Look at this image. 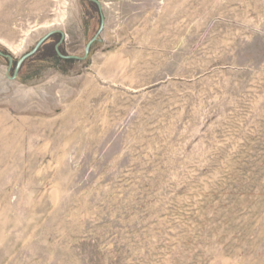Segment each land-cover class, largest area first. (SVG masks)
Listing matches in <instances>:
<instances>
[{"label":"rangeland","instance_id":"rangeland-1","mask_svg":"<svg viewBox=\"0 0 264 264\" xmlns=\"http://www.w3.org/2000/svg\"><path fill=\"white\" fill-rule=\"evenodd\" d=\"M99 1L0 57V264H264V0ZM100 26L0 0L11 76Z\"/></svg>","mask_w":264,"mask_h":264},{"label":"water","instance_id":"water-1","mask_svg":"<svg viewBox=\"0 0 264 264\" xmlns=\"http://www.w3.org/2000/svg\"><path fill=\"white\" fill-rule=\"evenodd\" d=\"M89 1L95 5H97L99 7V12H100V18H101V26L100 29L97 33V35L92 39V41L88 44L87 49H86V55L84 58H80V57H75V56H69V55H63L60 51L61 46L65 43L67 36L65 33H63L62 31H53L51 33H49L47 36H45L37 45V47L28 55H26L21 61H19L16 65V69L14 72V75L11 76L10 73L14 68L15 65V59L10 56V55H6L5 53H3L0 50V57L4 58V59H8L9 60V71L7 73V78L10 80H16L18 78V75L21 71V69L23 68L24 64L32 59L40 50L41 48L56 34H60L61 35V40L59 43H57L56 47H55V51L58 55V57H60L63 60H79V61H84L88 58L89 56V52L92 48V46L99 40V38L101 37L105 26H106V21H105V15H104V9H103V5L101 3V1L99 0H86Z\"/></svg>","mask_w":264,"mask_h":264},{"label":"bare ground","instance_id":"bare-ground-1","mask_svg":"<svg viewBox=\"0 0 264 264\" xmlns=\"http://www.w3.org/2000/svg\"><path fill=\"white\" fill-rule=\"evenodd\" d=\"M58 14H59V13H58ZM60 16L65 17V14H64V15H59L58 17H60ZM49 25L54 26L55 24L50 23ZM24 42H25V39L22 41V43H24Z\"/></svg>","mask_w":264,"mask_h":264}]
</instances>
